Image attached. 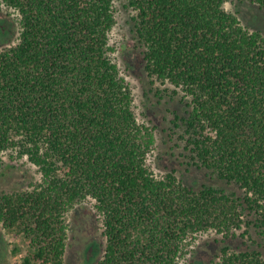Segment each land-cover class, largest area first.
Here are the masks:
<instances>
[{"label":"trees","instance_id":"trees-1","mask_svg":"<svg viewBox=\"0 0 264 264\" xmlns=\"http://www.w3.org/2000/svg\"><path fill=\"white\" fill-rule=\"evenodd\" d=\"M150 75L191 97L194 163L240 195L195 188L146 165L154 136L110 56L113 0H2L18 11V42L0 50V150H18L41 179L0 193V223L21 233L23 264H66L65 215L86 198L106 243L95 264H179L195 235L264 240V38L227 0H126ZM264 11V0H246ZM247 216L251 218H246ZM217 264H264L258 250L221 248Z\"/></svg>","mask_w":264,"mask_h":264},{"label":"rangeland","instance_id":"rangeland-1","mask_svg":"<svg viewBox=\"0 0 264 264\" xmlns=\"http://www.w3.org/2000/svg\"><path fill=\"white\" fill-rule=\"evenodd\" d=\"M224 8L236 14L249 30H258L264 38V11L246 0H227ZM115 23L109 32L110 56L131 88L132 109L137 121L151 129L154 143L146 165L157 178L174 174L195 188L203 184L223 188L240 195L234 184L197 166L187 145L186 119L191 97L181 88L150 75L145 68L144 46L136 32V11L126 0H113ZM18 11L0 0V50L18 42L21 30ZM190 104V105H189ZM41 179L39 168L18 150H0V193L29 189ZM246 218H251L247 216ZM66 264H95L102 258L106 239L102 216L95 201L86 198L65 215ZM230 251L258 250L264 257V240L252 225L242 224L235 237L224 238L214 230L202 232L185 246L179 264H217L221 248ZM29 244L21 233L10 232L0 223V264H23ZM36 264V263H32Z\"/></svg>","mask_w":264,"mask_h":264}]
</instances>
